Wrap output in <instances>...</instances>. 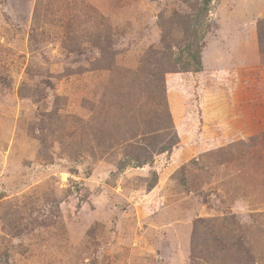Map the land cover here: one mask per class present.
<instances>
[{
  "label": "rangeland",
  "instance_id": "rangeland-1",
  "mask_svg": "<svg viewBox=\"0 0 264 264\" xmlns=\"http://www.w3.org/2000/svg\"><path fill=\"white\" fill-rule=\"evenodd\" d=\"M0 264H264V0H0Z\"/></svg>",
  "mask_w": 264,
  "mask_h": 264
},
{
  "label": "trees",
  "instance_id": "trees-1",
  "mask_svg": "<svg viewBox=\"0 0 264 264\" xmlns=\"http://www.w3.org/2000/svg\"><path fill=\"white\" fill-rule=\"evenodd\" d=\"M186 47H188V46H186ZM187 49H189V48H187ZM201 66H202V64H201L200 59H198V57H194L192 59H188L185 62L183 69H185V71H186V69L194 67L195 70H199L201 68Z\"/></svg>",
  "mask_w": 264,
  "mask_h": 264
}]
</instances>
